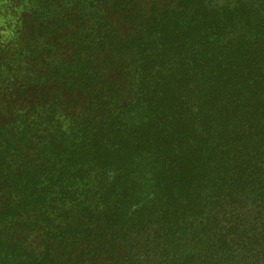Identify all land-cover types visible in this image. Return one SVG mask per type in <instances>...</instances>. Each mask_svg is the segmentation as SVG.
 <instances>
[{"label": "trees", "instance_id": "obj_1", "mask_svg": "<svg viewBox=\"0 0 264 264\" xmlns=\"http://www.w3.org/2000/svg\"><path fill=\"white\" fill-rule=\"evenodd\" d=\"M0 264H264V0H0Z\"/></svg>", "mask_w": 264, "mask_h": 264}, {"label": "rangeland", "instance_id": "obj_2", "mask_svg": "<svg viewBox=\"0 0 264 264\" xmlns=\"http://www.w3.org/2000/svg\"><path fill=\"white\" fill-rule=\"evenodd\" d=\"M245 1H247V0H245ZM254 1L259 3L260 0H254ZM226 4L234 6V4H236V0H211L212 6L218 7V6L226 5ZM187 249H189V248H187Z\"/></svg>", "mask_w": 264, "mask_h": 264}]
</instances>
